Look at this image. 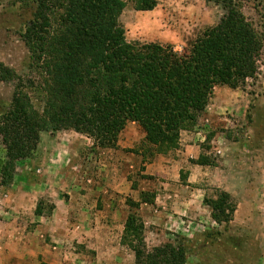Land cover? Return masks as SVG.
Here are the masks:
<instances>
[{
    "label": "rangeland",
    "instance_id": "obj_1",
    "mask_svg": "<svg viewBox=\"0 0 264 264\" xmlns=\"http://www.w3.org/2000/svg\"><path fill=\"white\" fill-rule=\"evenodd\" d=\"M121 1L125 42L180 56L224 13L221 0H155L147 12ZM232 2L262 42L254 79L234 89L214 86L168 151L152 148L135 122L104 147L73 131L41 132L36 150L0 191L8 264H132L120 243L129 214L142 223L147 250L180 244L184 264H264V0ZM35 6L36 0H0V76L6 78L0 115L18 82L33 108L43 110L44 74L22 41ZM218 190L235 205L227 224L214 223L203 202ZM141 198L149 203L134 206ZM37 203L40 216L33 214ZM13 217L17 225L10 228L5 221Z\"/></svg>",
    "mask_w": 264,
    "mask_h": 264
},
{
    "label": "trees",
    "instance_id": "obj_2",
    "mask_svg": "<svg viewBox=\"0 0 264 264\" xmlns=\"http://www.w3.org/2000/svg\"><path fill=\"white\" fill-rule=\"evenodd\" d=\"M155 4L132 1L141 12ZM123 7L121 0H36L22 41L44 74V106L38 113L22 85L14 86L0 115V186L12 181L18 162L31 157L41 132L73 131L104 147L126 122H135L152 148L168 151L177 131L200 114L214 86L234 89L254 79L262 42L232 0H221L224 13L218 22L181 56L157 45L125 42L118 23ZM203 202L214 223L231 220L235 205L227 193L218 190ZM39 208L37 203L34 215H41ZM142 231V223L127 215L120 243L131 252L132 264H184L182 245L147 250Z\"/></svg>",
    "mask_w": 264,
    "mask_h": 264
},
{
    "label": "crops",
    "instance_id": "obj_3",
    "mask_svg": "<svg viewBox=\"0 0 264 264\" xmlns=\"http://www.w3.org/2000/svg\"><path fill=\"white\" fill-rule=\"evenodd\" d=\"M54 141L55 140H50L49 141V144H51V143H54ZM3 189H4V186H0V191L2 190L3 191ZM11 192V191H10ZM12 194V193H11ZM10 194V195H11ZM12 196V195H11ZM15 209V208H14ZM16 213H17V210L15 211ZM15 221H16V218H10L9 220H7V221H5V223H7L6 225L7 226H9L10 228H14V226L15 225H17L16 223H15ZM7 232V230H0V237L1 236H5L6 233ZM9 244V243H8ZM11 247V246H10ZM9 247V248H10ZM7 246L5 247L4 246V244L2 245V244H0V252H1V257H0V261H1V259H2V262H3V264H8L9 262H8V260H9V257H10V253L8 252V253H5V250L6 249H9Z\"/></svg>",
    "mask_w": 264,
    "mask_h": 264
}]
</instances>
